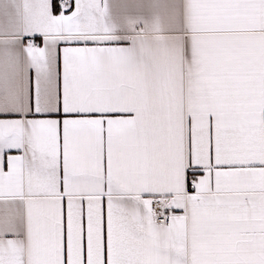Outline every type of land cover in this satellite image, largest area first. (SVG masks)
Returning <instances> with one entry per match:
<instances>
[{"label": "snow or ice", "instance_id": "6c2138e0", "mask_svg": "<svg viewBox=\"0 0 264 264\" xmlns=\"http://www.w3.org/2000/svg\"><path fill=\"white\" fill-rule=\"evenodd\" d=\"M0 264H264V0H0Z\"/></svg>", "mask_w": 264, "mask_h": 264}]
</instances>
